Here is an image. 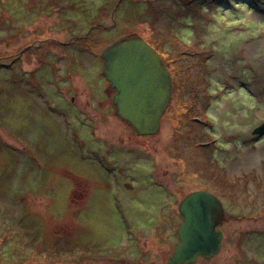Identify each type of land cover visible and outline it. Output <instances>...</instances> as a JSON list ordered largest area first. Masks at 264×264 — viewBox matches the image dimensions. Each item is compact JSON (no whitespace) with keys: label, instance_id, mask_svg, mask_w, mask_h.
Returning <instances> with one entry per match:
<instances>
[{"label":"rangeland","instance_id":"1","mask_svg":"<svg viewBox=\"0 0 264 264\" xmlns=\"http://www.w3.org/2000/svg\"><path fill=\"white\" fill-rule=\"evenodd\" d=\"M134 36L193 81L153 136L106 109L102 142L87 116L108 101L97 57ZM261 123L264 0H0V264H168L178 203L199 189L228 220L194 264H264Z\"/></svg>","mask_w":264,"mask_h":264},{"label":"water","instance_id":"2","mask_svg":"<svg viewBox=\"0 0 264 264\" xmlns=\"http://www.w3.org/2000/svg\"><path fill=\"white\" fill-rule=\"evenodd\" d=\"M19 56V55H18ZM103 74L115 91L116 115L137 136L157 133L171 97V80L160 57L144 40L134 36L119 40L100 54ZM264 136V123L252 131ZM183 222L177 230L178 243L168 264H194L220 252L225 221L219 199L207 192H193L178 204Z\"/></svg>","mask_w":264,"mask_h":264},{"label":"flooded vegetation","instance_id":"3","mask_svg":"<svg viewBox=\"0 0 264 264\" xmlns=\"http://www.w3.org/2000/svg\"><path fill=\"white\" fill-rule=\"evenodd\" d=\"M93 28V27H92ZM91 33V29H88V31L86 32V33H84V34H80V36H79V41H85L86 39H88V37H89V34ZM52 41H55V40H52ZM75 40H69V41H67L66 43H64V42H62V43H60L61 45H71L73 42H74ZM56 42V41H55ZM43 43V42H42ZM57 43V42H56ZM31 49V46H28L25 50H23L22 52L23 53H25L26 51H29ZM83 50L84 51H86V52H88V53H90V54H93V51H92V48L88 45H85V47L83 48ZM105 50V49H104ZM103 52V50L98 54V57H97V59H98V61H100L101 63H102V65L104 66V64H103V60L101 59V57H100V54ZM161 61H162V59H161ZM162 65H163V67H165L167 70H168V72H169V75H170V79H171V97H170V100H169V103H168V106H167V108H166V110H165V112H164V114H163V116H162V118H161V123H162V120H163V118L166 116V113L168 112V110L170 109V106H171V103L173 102V100H174V97L176 96V99H177V93L178 92H183L184 93V95L186 94V92H187V89H189L188 87H187V85L188 84H190V83H192V79L190 78V77H187L186 76V72L183 74V73H177V72H171L170 70H169V67H170V65L168 66V65H165L164 63H163V61H162ZM102 73L99 75V77L100 78H104V81H102L103 82V85H104V87H106V94H105V96H106V98H108V101H104L105 103H106V106H105V104H103L102 106H101V101H99V102H97V104H96V108H90V109H88V119H89V122L91 121L92 123L91 124H93L95 127H98L99 128V130H100V132H99V138H100V140L102 141V142H105V141H108L109 140V138L107 137V136H105V135H103V129H102V127L104 126V125H106L105 123H104V117L102 118V116H103V114L102 113H104L105 111H106V109H108V110H111V114L112 115H114V117H117V119L120 121V122H122V123H124L117 115H116V108H115V106H114V104H113V98H114V96H115V91L114 90H112V89H110V86H109V83H107V80L105 79V77H104V75H103V68H102V71H101ZM99 78V79H100ZM66 90H67V88H66ZM98 92V91H97ZM65 94V96H64V94ZM68 93H70L68 90H67V92H63V91H60V96H61V98L63 99V100H66L67 98V94ZM99 93V92H98ZM95 94V93H94ZM64 97V98H63ZM175 99V100H176ZM80 102V101H79ZM79 102H78V97H77V94L76 95H72V96H70V100H69V102H68V104L70 105V106H72L73 108H75V110H78V112H80L81 110H83V112H84V110H87V108L85 109V107H83V108H81L80 107V104H82V102L79 104ZM182 103H184V102H182ZM94 110H96L97 112H95ZM92 111V112H91ZM189 112V111H188ZM85 113H86V111H85ZM184 113V112H183ZM189 113H191V112H189ZM101 114H102V116H101ZM96 115H97V117H96ZM184 115H185V113H184ZM96 117V118H95ZM185 118H186V120H187V124H189V125H192L191 123H190V121L192 120V121H194V119H190V117H188V116H184ZM161 123H160V127H161ZM126 126H129L128 124H126V123H124ZM131 128V127H130ZM132 129V128H131ZM189 130V128H187L186 129V131H188ZM185 132V131H184ZM102 133V134H101ZM253 137H255V136H253ZM114 141V140H113ZM112 141V144L114 143V142H116V141H114L113 142ZM100 158H101V156H100ZM100 160V159H99ZM98 161V160H97ZM106 161H109V159L107 158L106 159ZM103 164V165H102ZM99 165L101 166L102 165V168L103 169H105V167H106V164H105V162H103V161H99ZM116 173V172H115ZM149 174L151 175V182H152V186L154 187V186H157V187H162L163 189H165L166 191H167V193H169V195H172V189H170L169 188V186H168V184H166L165 182H163L162 180H161V178L160 177H158V173L156 172V170L155 169H153V170H150V172H149ZM112 179H113V177H112ZM213 183H215V182H213ZM124 187L125 188H127V189H130V188H132V186L130 185V184H124ZM216 188V187H215ZM197 191H203V192H207V193H209V194H211V195H213V196H215V197H217V195H215V193H214V191H210V190H203V189H199V190H196V191H194V192H197ZM191 193H193V192H191ZM190 193V194H191ZM189 195V194H188ZM187 196V195H186ZM185 197V196H184ZM218 198V197H217ZM219 199V198H218ZM220 201V200H219ZM221 202V201H220ZM179 204V203H178ZM221 205H222V207H223V204H222V202H221ZM177 213L179 214V211H178V207H177ZM180 215V214H179ZM181 216V215H180ZM182 217V216H181ZM225 219L226 220H228V218L225 216ZM182 222H183V217H182ZM225 222H223L222 223V225L224 224ZM222 225L221 226H219L218 228H217V230L218 231H221L220 230V228L222 227ZM222 233H223V236H224V232L223 231H221ZM222 241H223V239H222Z\"/></svg>","mask_w":264,"mask_h":264},{"label":"trees","instance_id":"4","mask_svg":"<svg viewBox=\"0 0 264 264\" xmlns=\"http://www.w3.org/2000/svg\"><path fill=\"white\" fill-rule=\"evenodd\" d=\"M148 43V42H147ZM150 46H152L150 43H148ZM170 65V64H169ZM170 67H171V65H170Z\"/></svg>","mask_w":264,"mask_h":264}]
</instances>
